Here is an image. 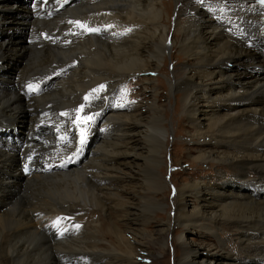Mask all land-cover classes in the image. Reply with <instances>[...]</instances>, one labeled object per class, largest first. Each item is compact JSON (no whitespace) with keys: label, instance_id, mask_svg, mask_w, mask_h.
<instances>
[{"label":"bare ground","instance_id":"1","mask_svg":"<svg viewBox=\"0 0 264 264\" xmlns=\"http://www.w3.org/2000/svg\"><path fill=\"white\" fill-rule=\"evenodd\" d=\"M15 8L21 7L0 2V31L10 20L29 28L26 40L0 39V69L22 62L10 84L0 76V264L23 259L30 264H144L150 258L144 241L133 242L128 235L143 238L133 225L149 219L130 216L135 202L146 198L157 208L167 205L171 191L165 202L160 196L171 184L174 201L158 236L167 241L163 234L171 233L176 241L183 235L178 227L197 226L215 240L204 249L206 258L199 248L183 247L177 264H241L208 254L215 248L233 259L232 237L244 245L249 262L264 264L260 191L251 196L215 186L205 190L190 177L182 183L176 171L167 178L165 167L172 156L171 126L175 136L185 132L186 143L195 145L189 151V157L196 154L192 170L206 165L220 174L232 168L263 187L264 9L257 0H34L21 9L26 14L20 20L10 16ZM75 22L99 31L87 32ZM168 57L174 69L184 61L181 76L167 72ZM150 72L164 74L167 85ZM134 81L150 92V100L128 94ZM161 90L177 97L171 122L159 104ZM89 116L93 119L85 124ZM150 121L159 123L161 137L155 143L152 187L143 189L139 160L149 151L144 134ZM22 123H29L25 143L5 146L3 125ZM91 145L94 150L86 156ZM173 146L176 168L185 144ZM189 198L196 201L192 211ZM91 204L121 224L104 226L92 217ZM253 205L260 214L229 213Z\"/></svg>","mask_w":264,"mask_h":264},{"label":"rangeland","instance_id":"2","mask_svg":"<svg viewBox=\"0 0 264 264\" xmlns=\"http://www.w3.org/2000/svg\"><path fill=\"white\" fill-rule=\"evenodd\" d=\"M168 1V0H165ZM1 3L10 5V7L13 6H20V10L14 9L12 12H10V16L14 17L17 20L23 19L25 17L26 11L21 10L22 8L25 7H30L34 0H0ZM23 6V7H22ZM17 14V15H16ZM20 16V17H19ZM29 35V28L26 25H19L18 21H15V23L10 20V23H8L7 29L0 31V39H5V38H10L14 37L15 39H22L26 40V38ZM168 64L166 66V70L168 73H171L173 70H175L176 74L180 75L183 73V63L184 61H180L179 65L174 69L171 66L170 63V57H168ZM22 62L20 60H14L11 62V64L8 67H3L0 69V76L3 77V82H7L6 84H10V81H12L15 77V74L17 73L18 69L21 67ZM2 66V65H1ZM148 76L154 77L157 76L156 72H150ZM162 82H164L167 85V77L164 74L158 75L157 76ZM4 83V85H5ZM128 94L132 92L133 97H139L141 100H145L146 98L150 100V92L148 90H144L142 83L139 81H134L131 84V88H128ZM131 95V94H130ZM32 97V96H30ZM160 101L159 104L166 108L169 112V122L172 121L176 103H177V97L174 95H171L168 91H163L161 90V96H160ZM134 103L138 102V99L133 98ZM167 102V103H166ZM166 106V107H165ZM206 113L210 114V110L208 111V108L205 109ZM183 112L178 113V117H182ZM185 124V122L183 123ZM186 125V124H185ZM28 126L29 123H22L21 125H16V126H11L8 124H4L3 127L1 128L2 132V137L7 141L5 142V146L10 143L12 145H17L20 143H25V138L27 136L28 132ZM170 128V135H169V150L172 152V156L168 155L166 157V169L167 173L166 176L167 178L170 179L171 174L173 172H179L177 177L180 178V181L184 183L182 180H185L187 177L192 178L193 180L197 181L199 183L200 187H203L205 190H213V187H218L216 189H220L221 191L225 193H236V194H245V195H251V196H256V191H260V198L264 199V185L263 187L261 185H257V181L253 179V177L249 178H240L235 174V171L230 168L228 169H223V172L218 174L215 172L217 169L210 167V166H201L202 169L198 168H193L190 166L191 161L196 157V154H193L191 157H189V151L191 149L195 148L194 144H188L187 141V136L186 133H180L177 136H175L174 130ZM148 134H144L146 136V142L149 145V151L148 153L144 152V156H146V159L144 160H139V163L142 164V171L140 172L141 176L144 177V180L140 183L143 185V189H150L152 187V171L151 169L155 166L154 163V156L156 155L155 152V143L156 141L161 137V131L159 127V123L157 121H150L148 128H147ZM26 133V134H25ZM97 136L101 137L102 140H105L103 138L104 134L103 132H99ZM22 141V142H21ZM177 141L178 143H184L185 146L180 149V152H178V160L180 165L178 164L177 167H173L172 163V157L173 153L175 152V147L173 146L174 142ZM92 141H89V144ZM7 143V144H6ZM94 150L93 145L89 146L88 149H86V156H89L92 151ZM135 172H139V168L134 169ZM190 174V175H189ZM210 178H214L215 180H212L209 182ZM235 178V179H234ZM250 179V180H249ZM249 182V183H248ZM174 185V184H173ZM170 187L166 190H163L160 196V200L166 201L165 194L168 195L169 191L170 192V199L168 200L167 205H165L163 208H157L153 205V203L149 199H143L141 204H139V201L135 202V207L134 213L135 215L130 216V219H133L134 217H140L141 220L146 221V219H149L147 223L143 225L135 224L133 225L136 233L145 235L143 238L137 237L133 233H129L128 237L134 242L137 240L142 239L144 241L146 248L144 249L147 251L145 253V256L150 257L149 259L144 260V264H177V258L178 256H181V250L183 247H193L194 248H199V251L202 254L203 258L207 257V252H205V248L207 245H214L215 240L214 237L201 230L198 228H195L197 226H192L188 228H182L178 227L177 232H182L183 235L180 236V239H176L174 241L173 235L170 233L167 235L165 232L163 234L164 238L167 237V241L163 239V237H159L158 233L159 230H161V224L166 223L168 221L167 219V210L172 206V203L174 201V195H175V187L173 188L172 184L169 185ZM263 188V189H262ZM230 190V191H229ZM251 193V194H250ZM144 195V193L140 194ZM164 198V199H163ZM191 202V206L189 208L190 211L193 210L194 206L196 205V201L193 198H189ZM192 200V201H191ZM110 205V203H109ZM113 205V204H111ZM256 205H253L251 207H238L236 209L230 210L229 213H232V215L239 216L240 217H245V216H256L257 213L260 214V208L255 207ZM254 207V208H252ZM91 209H92V217H95V220H100L101 224H104V226H107L109 223L117 222L121 224V219L117 218L114 214L106 215L101 211V208L98 207V205L91 204ZM257 210V211H256ZM254 213V214H253ZM120 220V221H119ZM231 237L234 236L231 233H226L225 236ZM152 239H159L160 243L154 244L151 240ZM167 242V244H166ZM165 243L166 245H164ZM173 243L178 247V254L174 250ZM229 247L231 250L229 251L231 254H234L233 259H229L230 256L227 258H224L223 255L220 252L215 253L216 249L212 248L210 251H208V254L211 253L212 258L216 259H222L223 261L228 260L227 262H235V259L242 260L241 264H254L253 262H249L247 258L242 254V250L244 245L240 244L239 242L236 241L234 237L230 239L228 242ZM138 246V245H136ZM153 256V257H152ZM236 256V257H235ZM238 256V257H237ZM17 264H30L27 260H20L17 262Z\"/></svg>","mask_w":264,"mask_h":264},{"label":"snow or ice","instance_id":"3","mask_svg":"<svg viewBox=\"0 0 264 264\" xmlns=\"http://www.w3.org/2000/svg\"><path fill=\"white\" fill-rule=\"evenodd\" d=\"M70 23H71V22H70ZM75 23H76V26H77V27H79V28H81V29H83V30H85V31H87V32H98V31H99L98 29L88 28L85 24H81L80 22H75ZM103 87H104L103 85L100 86V88H103ZM28 88H29L30 91H34L32 85H29ZM94 91H95V90H94ZM84 99L87 101V100L89 99V97H88V96H85ZM82 110H83V109L81 108L80 111H82ZM61 115H66V114H65V113H61ZM92 119H93V118H92L91 116H89V117H87V118L85 119L84 123L87 124L88 121H91ZM77 120H79V117H77ZM79 143H80L81 146H83L84 143H85V132H84L83 130H82L81 133H80V140H79ZM80 150H81V149L78 148L75 154H78ZM62 166H63V165H62ZM76 227L79 228V225H76Z\"/></svg>","mask_w":264,"mask_h":264}]
</instances>
